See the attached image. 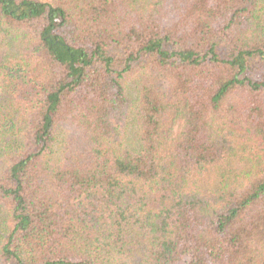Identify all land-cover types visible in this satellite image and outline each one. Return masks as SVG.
<instances>
[{
  "label": "trees",
  "instance_id": "obj_1",
  "mask_svg": "<svg viewBox=\"0 0 264 264\" xmlns=\"http://www.w3.org/2000/svg\"><path fill=\"white\" fill-rule=\"evenodd\" d=\"M0 264H264V0H0Z\"/></svg>",
  "mask_w": 264,
  "mask_h": 264
}]
</instances>
